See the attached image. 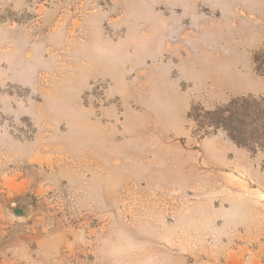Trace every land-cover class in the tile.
Segmentation results:
<instances>
[{"label":"rangeland","instance_id":"obj_1","mask_svg":"<svg viewBox=\"0 0 264 264\" xmlns=\"http://www.w3.org/2000/svg\"><path fill=\"white\" fill-rule=\"evenodd\" d=\"M0 264H264V0H0Z\"/></svg>","mask_w":264,"mask_h":264},{"label":"water","instance_id":"obj_2","mask_svg":"<svg viewBox=\"0 0 264 264\" xmlns=\"http://www.w3.org/2000/svg\"><path fill=\"white\" fill-rule=\"evenodd\" d=\"M13 213L15 215H22L23 211L22 210H19V209H16V210H13Z\"/></svg>","mask_w":264,"mask_h":264}]
</instances>
